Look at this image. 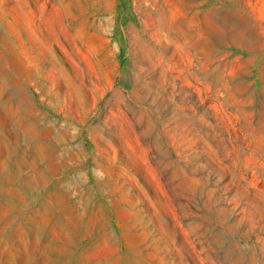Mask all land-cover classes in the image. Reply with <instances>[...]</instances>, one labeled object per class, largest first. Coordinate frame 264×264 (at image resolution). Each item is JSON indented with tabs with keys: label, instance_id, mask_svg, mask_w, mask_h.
I'll use <instances>...</instances> for the list:
<instances>
[{
	"label": "rangeland",
	"instance_id": "obj_1",
	"mask_svg": "<svg viewBox=\"0 0 264 264\" xmlns=\"http://www.w3.org/2000/svg\"><path fill=\"white\" fill-rule=\"evenodd\" d=\"M0 264H264V0H0Z\"/></svg>",
	"mask_w": 264,
	"mask_h": 264
}]
</instances>
